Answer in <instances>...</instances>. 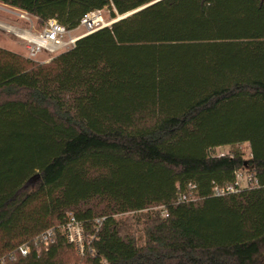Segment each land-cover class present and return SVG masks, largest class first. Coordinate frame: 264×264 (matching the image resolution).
Wrapping results in <instances>:
<instances>
[{"label": "trees", "instance_id": "trees-1", "mask_svg": "<svg viewBox=\"0 0 264 264\" xmlns=\"http://www.w3.org/2000/svg\"><path fill=\"white\" fill-rule=\"evenodd\" d=\"M0 3L68 30L137 10L45 63L0 48V264H264V0Z\"/></svg>", "mask_w": 264, "mask_h": 264}, {"label": "built area", "instance_id": "built-area-1", "mask_svg": "<svg viewBox=\"0 0 264 264\" xmlns=\"http://www.w3.org/2000/svg\"><path fill=\"white\" fill-rule=\"evenodd\" d=\"M104 10V9H103ZM103 10H95L87 13L81 19L79 26L74 30H68L64 25L59 23L56 19H49L43 22L40 29L35 32L31 31H14V33L26 43L27 58L30 60H37L42 54L48 55V57L41 63L50 61L52 58L60 54L64 50H69L74 47L75 43L98 30L106 27H111L116 21L105 20ZM21 16L26 20H30L31 17L37 18L27 12L22 11ZM76 30H80L78 35H74ZM222 156V155H221ZM258 185L257 178L254 173L248 171H237L235 174V181L224 187L215 186L213 188V195L217 197H223L230 194L240 192L242 189L255 188ZM190 190H194L195 186L190 185ZM197 198L190 194H183L179 196L178 202H191ZM169 216L166 209H163V217ZM100 226V221H97ZM63 233L66 235L68 241L74 244L82 257L85 256V236L84 226L82 222L78 221L73 215H70L65 225L61 227ZM55 235V228H50L36 238L37 243H42L47 249L48 245L53 242ZM21 256H28L32 247L29 242L20 245L17 249ZM103 264H107L106 260L102 261ZM77 264H82L77 263Z\"/></svg>", "mask_w": 264, "mask_h": 264}, {"label": "rangeland", "instance_id": "rangeland-1", "mask_svg": "<svg viewBox=\"0 0 264 264\" xmlns=\"http://www.w3.org/2000/svg\"><path fill=\"white\" fill-rule=\"evenodd\" d=\"M137 11V10H136ZM134 11V12H136ZM21 10L3 5L0 3V48L12 51L14 53H17L25 58H27V49H26V43L21 40L14 31H31L35 32L38 29H40L43 25V22L39 20L38 18L31 17L30 20H26L21 16ZM134 12H130L126 15H117L115 17L116 22L130 16ZM103 14L105 17V20H112L111 10L108 8H105L103 10ZM80 33V30H76L73 34L78 35ZM67 51V50H64ZM62 51V52H64ZM61 52V53H62ZM48 57L46 54H42L38 57L37 60H33L35 62H43ZM240 151L245 159H249L251 157V149L250 145L248 143L243 144H236L233 146H226V147H219L216 148L213 151V155L215 156H221L228 153H231L232 151ZM131 216V215H126ZM142 228V226H141ZM64 259L67 262H73L75 259V255L71 252H66L64 254Z\"/></svg>", "mask_w": 264, "mask_h": 264}, {"label": "water", "instance_id": "water-1", "mask_svg": "<svg viewBox=\"0 0 264 264\" xmlns=\"http://www.w3.org/2000/svg\"><path fill=\"white\" fill-rule=\"evenodd\" d=\"M115 22H116V21H115ZM115 22H114V23H115Z\"/></svg>", "mask_w": 264, "mask_h": 264}]
</instances>
